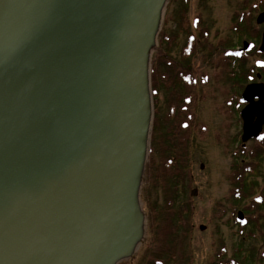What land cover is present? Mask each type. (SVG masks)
I'll list each match as a JSON object with an SVG mask.
<instances>
[{
  "label": "water",
  "instance_id": "obj_1",
  "mask_svg": "<svg viewBox=\"0 0 264 264\" xmlns=\"http://www.w3.org/2000/svg\"><path fill=\"white\" fill-rule=\"evenodd\" d=\"M165 3L0 0V264H118L133 253ZM243 101L247 142L263 131L264 85Z\"/></svg>",
  "mask_w": 264,
  "mask_h": 264
},
{
  "label": "rangeland",
  "instance_id": "obj_2",
  "mask_svg": "<svg viewBox=\"0 0 264 264\" xmlns=\"http://www.w3.org/2000/svg\"><path fill=\"white\" fill-rule=\"evenodd\" d=\"M248 1L249 7L252 3L259 5L260 0H190L186 8L188 17L199 12L204 16V27L209 32L206 50L209 43L215 45L230 38L232 23L245 13ZM177 4H180V1L166 0L150 57L153 117L139 190V205L143 216L141 235L133 253L118 264H156V261L160 264H213L225 249L227 258H232L235 252H239V257L242 258L250 249L255 250L254 256L257 257L260 250L253 247L262 246L260 241H243L233 227V204L229 196L231 187L228 184V174L234 163L231 151L236 150L239 155L241 153L240 143L235 146V143L226 141L225 137L230 140L237 135V141L240 140V119L237 126H230L229 123L225 126L222 120L230 116L228 112L218 108L212 110L213 101L207 100L199 117L205 121V138L188 135L184 141L182 134L165 133L159 136V130L154 128L152 67L155 58L160 57L162 52L178 56L179 47L167 48L164 40L166 34L175 32L177 25L170 21V16L175 12L174 9L178 8L175 15L176 19L179 18L181 9ZM259 12L260 10H254V20ZM253 26V32L257 31L260 36V30L262 32L264 26L257 27L255 21ZM178 41L184 40L180 37ZM208 54L205 51L207 61ZM252 58L255 63L257 58L249 59ZM248 64L252 65L251 61ZM220 98V103L225 108L226 102ZM217 103L215 102V105ZM165 104L166 100L161 101L162 109ZM160 117H164V111L160 113ZM224 129L227 130V135L226 132L223 133ZM216 137H219V140ZM169 159L177 160L175 163L182 168L183 180H172L174 169L170 170L166 166ZM194 190L197 195L192 194ZM177 220L182 224L181 230L178 231ZM201 225L207 228L201 231ZM236 248L238 251H235Z\"/></svg>",
  "mask_w": 264,
  "mask_h": 264
},
{
  "label": "flooded vegetation",
  "instance_id": "obj_3",
  "mask_svg": "<svg viewBox=\"0 0 264 264\" xmlns=\"http://www.w3.org/2000/svg\"><path fill=\"white\" fill-rule=\"evenodd\" d=\"M176 1H180V4H177L181 9L179 18L176 19L175 15L178 8L169 16L170 21L177 26L175 32L166 34L164 40L167 48L179 47L178 56L162 52L160 57L155 58L152 67L154 128L159 130V136L165 133L182 134L184 141L188 135L205 138V121L199 117L207 100L213 101L212 110L218 108L228 112L230 116L222 120L225 126L227 123L233 127L237 126L240 119V140L237 141V135L230 140L225 137L226 141L235 143V146L240 143L241 153L239 155L238 151H231L234 163L228 174V184L231 187L229 196L233 204V227L243 241H260L262 246L253 247L260 250L257 257L254 256L255 250L250 249L242 258L239 257V252H235L232 258H227L225 249L213 264H264V127L259 138L243 142L244 123L241 117L242 110L248 105L243 101L247 87L264 85V52L260 51L264 29L262 32L260 30V36L256 30L253 32L254 21L257 27L264 26L257 23L259 15L264 13V0H260L259 5L252 3L249 7L248 1L244 10V14H247L245 22L244 16L233 21L229 44L223 51L220 50V41L215 45L209 43L206 50L209 32L204 27L203 13L188 17L186 8L190 0ZM254 10H260L255 20ZM180 37L184 41L179 42ZM245 43L248 44L247 49H244ZM205 51L209 53L208 61L205 60ZM250 57L257 58L255 63ZM249 61L252 64L250 66ZM258 94V90H253L254 102L260 100ZM220 97L226 102L225 108L220 103ZM163 100H166L164 109L161 108ZM215 102L218 103L215 105ZM163 111L164 117H160ZM238 115L240 117H237ZM225 132L227 135L226 129L223 130V133ZM216 139L219 140V137ZM202 227L207 228L201 225L200 230ZM235 251H238V248Z\"/></svg>",
  "mask_w": 264,
  "mask_h": 264
},
{
  "label": "trees",
  "instance_id": "obj_4",
  "mask_svg": "<svg viewBox=\"0 0 264 264\" xmlns=\"http://www.w3.org/2000/svg\"><path fill=\"white\" fill-rule=\"evenodd\" d=\"M246 15L247 14H243L242 16L243 19L246 18ZM242 18V17H241ZM244 22H245V19H244ZM229 44V39H223L221 40L220 42V50L223 51ZM177 160L174 159L173 160H168L167 163H166V166L171 170V169H174V175L173 177L171 176L172 180H183V174H182V168L179 166H177V163H175ZM178 182V181H177ZM181 220V219H180ZM182 228V224L179 223V221L177 220V231L178 230H181ZM168 233V231L166 232V234ZM156 264H160L158 261H156Z\"/></svg>",
  "mask_w": 264,
  "mask_h": 264
},
{
  "label": "bare ground",
  "instance_id": "obj_5",
  "mask_svg": "<svg viewBox=\"0 0 264 264\" xmlns=\"http://www.w3.org/2000/svg\"><path fill=\"white\" fill-rule=\"evenodd\" d=\"M127 238H129L130 241V248H133L135 246V242H137L138 240V236L136 234L134 235H129L127 236ZM123 253H126L125 251H123ZM123 253L121 254V256L118 257V260L121 259L123 257Z\"/></svg>",
  "mask_w": 264,
  "mask_h": 264
}]
</instances>
